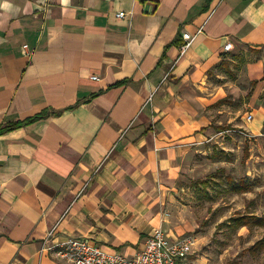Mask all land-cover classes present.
Masks as SVG:
<instances>
[{
  "label": "crops",
  "instance_id": "obj_1",
  "mask_svg": "<svg viewBox=\"0 0 264 264\" xmlns=\"http://www.w3.org/2000/svg\"><path fill=\"white\" fill-rule=\"evenodd\" d=\"M226 42L264 50V0H0V127L46 112L0 134V264H66L50 247L72 237L131 257L157 227L188 233L173 209Z\"/></svg>",
  "mask_w": 264,
  "mask_h": 264
},
{
  "label": "rangeland",
  "instance_id": "obj_2",
  "mask_svg": "<svg viewBox=\"0 0 264 264\" xmlns=\"http://www.w3.org/2000/svg\"><path fill=\"white\" fill-rule=\"evenodd\" d=\"M221 62L206 79L211 135L184 158L173 217L195 237L190 264H264V126L250 130L264 111V50Z\"/></svg>",
  "mask_w": 264,
  "mask_h": 264
},
{
  "label": "built area",
  "instance_id": "obj_3",
  "mask_svg": "<svg viewBox=\"0 0 264 264\" xmlns=\"http://www.w3.org/2000/svg\"><path fill=\"white\" fill-rule=\"evenodd\" d=\"M126 15L130 13L124 11L116 13L118 18ZM198 32L199 30L196 33ZM194 35L182 33L180 56L186 52ZM23 48L28 49V45H23ZM223 48L225 52L230 51L232 43L226 42ZM91 79L95 80L97 76L92 75ZM247 119H252V115L248 114ZM195 242V237L191 233L170 237L157 227L146 237L143 247L131 257L108 251L97 241L85 237L68 238L50 248L55 256L66 264H190Z\"/></svg>",
  "mask_w": 264,
  "mask_h": 264
},
{
  "label": "trees",
  "instance_id": "obj_4",
  "mask_svg": "<svg viewBox=\"0 0 264 264\" xmlns=\"http://www.w3.org/2000/svg\"><path fill=\"white\" fill-rule=\"evenodd\" d=\"M44 116H46V112L43 111V112H41L37 115H34L32 117H27L23 120H17V121L11 122L9 124H6V125L0 127V134L7 132V131H10V130L15 129V128L30 124V123L34 122L35 120L42 118ZM241 218L244 219L245 217L242 216Z\"/></svg>",
  "mask_w": 264,
  "mask_h": 264
}]
</instances>
